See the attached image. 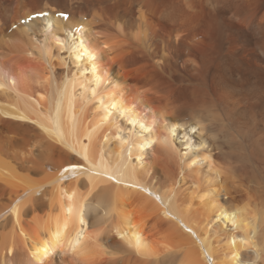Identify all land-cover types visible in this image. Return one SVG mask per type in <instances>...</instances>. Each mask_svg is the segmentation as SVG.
<instances>
[{"label":"bare ground","instance_id":"1","mask_svg":"<svg viewBox=\"0 0 264 264\" xmlns=\"http://www.w3.org/2000/svg\"><path fill=\"white\" fill-rule=\"evenodd\" d=\"M0 264H264V0H0Z\"/></svg>","mask_w":264,"mask_h":264}]
</instances>
